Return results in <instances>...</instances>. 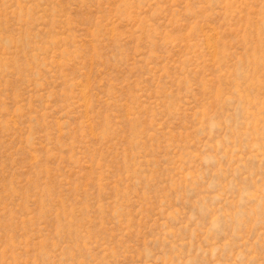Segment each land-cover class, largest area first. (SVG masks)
Masks as SVG:
<instances>
[{"label":"rangeland","instance_id":"rangeland-1","mask_svg":"<svg viewBox=\"0 0 264 264\" xmlns=\"http://www.w3.org/2000/svg\"><path fill=\"white\" fill-rule=\"evenodd\" d=\"M0 264H264V0H0Z\"/></svg>","mask_w":264,"mask_h":264}]
</instances>
